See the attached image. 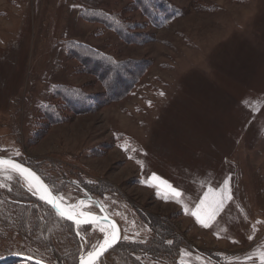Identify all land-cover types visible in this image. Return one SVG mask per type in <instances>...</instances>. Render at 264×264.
<instances>
[{"label":"rangeland","instance_id":"obj_1","mask_svg":"<svg viewBox=\"0 0 264 264\" xmlns=\"http://www.w3.org/2000/svg\"><path fill=\"white\" fill-rule=\"evenodd\" d=\"M153 1L176 12L159 25L140 0H0V156L118 221L128 239L97 264H261L264 0ZM153 173L184 203L141 183ZM226 178L232 199L205 228L184 204ZM0 183V256L76 264L102 240L17 174Z\"/></svg>","mask_w":264,"mask_h":264},{"label":"snow or ice","instance_id":"obj_2","mask_svg":"<svg viewBox=\"0 0 264 264\" xmlns=\"http://www.w3.org/2000/svg\"><path fill=\"white\" fill-rule=\"evenodd\" d=\"M161 95H163V93H161ZM132 151H135V149H132ZM19 154L18 151L13 153V155L16 156ZM137 163L143 168L142 161L138 160ZM0 173L17 174L26 184L29 192L38 196L41 201L50 205L57 216L72 221L78 229L81 228L82 225L97 226L99 232L103 234V238L97 243L92 244L91 250H87L86 255L82 254L80 256L79 264H97L99 257H101L109 248L113 247V245L118 243L121 238L128 239L127 236H120L117 225L114 222L109 221L107 216L103 217L101 220L97 215L83 211L82 209L86 206L85 201L83 200H80L77 204L67 203L66 198L63 195L54 194L53 190L49 185L44 183L39 175L12 158L0 156ZM6 179L11 180L13 179V176L7 175ZM229 180L230 178H226L219 190H214L209 187L208 191L204 192L203 197L199 198V202L194 205V208L190 209L187 204H184L186 214L195 217L197 223L201 226L205 228L209 227L210 223L215 220L216 216L222 211L225 201L232 199V196L230 195ZM141 183L156 188L158 196H161L160 190L163 188L164 195L162 198L166 202L168 200H173L178 204L184 203L183 193L174 187L168 180L163 179L156 173H153L146 180L141 181ZM0 187H5V185L0 183ZM101 211H104L103 206H101ZM257 223H260V221H257ZM253 229L255 230V225L253 226ZM249 239H252V237L250 236ZM15 254L20 255V253ZM2 258L3 257L0 256V259ZM259 258L261 264H264V252L259 253ZM28 259H32V257L29 256ZM249 259H251V257H249ZM36 264H42V262L37 261Z\"/></svg>","mask_w":264,"mask_h":264},{"label":"trees","instance_id":"obj_3","mask_svg":"<svg viewBox=\"0 0 264 264\" xmlns=\"http://www.w3.org/2000/svg\"><path fill=\"white\" fill-rule=\"evenodd\" d=\"M141 2V6H143V9L148 13V14H151L152 17L154 18V23L155 24H163L165 20H167L168 18L172 17L173 14L176 12L174 9H171L170 7H168L167 4H165L164 2H159L157 4H154V1L153 0H140ZM103 17H107L106 15H103ZM107 18H112V17H107ZM110 21H113L112 19H110ZM83 50H86V49H83ZM120 70V68H118ZM119 70H116L117 72ZM118 74V73H117ZM68 92L70 93H73L72 90H69L67 89ZM70 100L72 101L73 104H80V98L78 97H73V98H70ZM161 229V232L162 234H160L158 237L160 238H163V239H173V241L175 240L173 235H172V230L167 228V227H158ZM159 240L160 242L156 243V244H159V245H162V249H164L165 245L163 243V241L165 240ZM150 247L147 248L146 251H148L150 254H151V245L148 246ZM159 247V246H158ZM180 247V246H179ZM178 251V248L172 253V255H170L168 252H161L163 254H165L166 256H176L175 252ZM120 257V256H119ZM118 257V258H119ZM6 261H9V260H6ZM124 261H126V258L124 259ZM5 261L1 262L0 264H4ZM22 262V261H21ZM26 264H31V263H28L26 262Z\"/></svg>","mask_w":264,"mask_h":264},{"label":"water","instance_id":"obj_4","mask_svg":"<svg viewBox=\"0 0 264 264\" xmlns=\"http://www.w3.org/2000/svg\"><path fill=\"white\" fill-rule=\"evenodd\" d=\"M5 158H8V157H5ZM13 160H14V159H13ZM15 161L18 162V163H21V162H19V161H17V160H15ZM21 164H22V163H21ZM22 165L25 166V167H28V166H26L25 164H22ZM28 168H30V167H28ZM30 169H31V168H30ZM31 170L34 171L33 169H31ZM34 172H35V171H34ZM35 173H36V172H35ZM36 174H37V173H36ZM37 175H38V174H37ZM42 180H43V179H42ZM43 181H44V180H43ZM44 183H45V181H44ZM37 197H38V196H37ZM42 202H43V201H42ZM43 203H44L46 206H48V207H49V208L55 213V211L51 208L50 205L46 204L45 202H43ZM96 206H97V208H98V210H99V214H96V213H93V214H95V215H97L98 217H100L101 220L103 219V217L107 216L109 221L114 222V223L117 225V228L119 229V234H120V236L122 237V229H121V226H120V224L118 223V221H117L116 219H114L113 217L107 215V213H106L105 211H101V206H100L99 204H97ZM55 214H56V213H55ZM58 217H59V216H58ZM59 218L62 219V220H64L65 222H67V223L73 225L74 227H76V225H75L72 221L67 220V219H65V218H61V217H59ZM87 226H93V225H82L81 228H82V227H87ZM121 239H122V238H121ZM121 239L119 240L118 243H116L115 245H113V247H111V248H109L107 251H105V252L103 253V255H102L101 257H99L97 263H98V262L104 257L105 254H107L109 251H111L112 249H114V248L120 243ZM85 255H86V254H85ZM2 257H3V258L0 259V262L6 261V260H10V259H17V260H21V261L28 262V263H31V264H36L37 261H41V260H38V259L33 258V257H32V259H28L29 255H24V254H20V255L10 254V255H6V256H2ZM79 261H80V257L78 258L76 264H79ZM41 262H42V264H48V263L43 262V261H41Z\"/></svg>","mask_w":264,"mask_h":264},{"label":"bare ground","instance_id":"obj_5","mask_svg":"<svg viewBox=\"0 0 264 264\" xmlns=\"http://www.w3.org/2000/svg\"><path fill=\"white\" fill-rule=\"evenodd\" d=\"M1 263V262H0Z\"/></svg>","mask_w":264,"mask_h":264},{"label":"flooded vegetation","instance_id":"obj_6","mask_svg":"<svg viewBox=\"0 0 264 264\" xmlns=\"http://www.w3.org/2000/svg\"><path fill=\"white\" fill-rule=\"evenodd\" d=\"M98 214V213H97Z\"/></svg>","mask_w":264,"mask_h":264}]
</instances>
